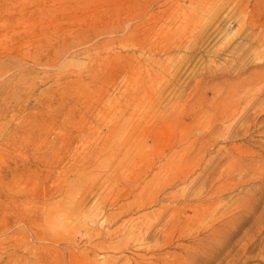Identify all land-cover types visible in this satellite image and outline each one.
Segmentation results:
<instances>
[{"label": "rangeland", "instance_id": "rangeland-1", "mask_svg": "<svg viewBox=\"0 0 264 264\" xmlns=\"http://www.w3.org/2000/svg\"><path fill=\"white\" fill-rule=\"evenodd\" d=\"M0 264H264V0H0Z\"/></svg>", "mask_w": 264, "mask_h": 264}, {"label": "bare ground", "instance_id": "bare-ground-1", "mask_svg": "<svg viewBox=\"0 0 264 264\" xmlns=\"http://www.w3.org/2000/svg\"><path fill=\"white\" fill-rule=\"evenodd\" d=\"M142 202V201H141ZM147 251V250H146ZM159 255V254H158ZM128 257V256H127ZM142 258V257H141ZM129 262V261H128Z\"/></svg>", "mask_w": 264, "mask_h": 264}]
</instances>
